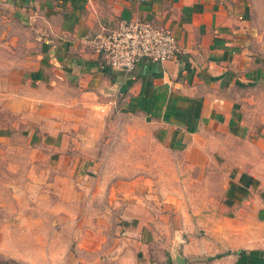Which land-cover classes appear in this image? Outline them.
<instances>
[{
    "label": "crops",
    "instance_id": "1",
    "mask_svg": "<svg viewBox=\"0 0 264 264\" xmlns=\"http://www.w3.org/2000/svg\"><path fill=\"white\" fill-rule=\"evenodd\" d=\"M252 7V0H0V14L38 24L37 51L7 103L29 138L38 125V141L51 148L66 144L69 128L84 136L77 144L96 143V120L135 113L169 151L202 156L215 133L228 166L219 201L212 209L201 203L195 222L147 224L139 212L115 229L95 222L74 254L68 240L53 262L176 264L178 255L184 264H264V39ZM135 19L169 29L177 51L130 71L105 67L94 35ZM10 129L0 126V138Z\"/></svg>",
    "mask_w": 264,
    "mask_h": 264
},
{
    "label": "rangeland",
    "instance_id": "2",
    "mask_svg": "<svg viewBox=\"0 0 264 264\" xmlns=\"http://www.w3.org/2000/svg\"><path fill=\"white\" fill-rule=\"evenodd\" d=\"M252 4L253 24L264 39V0ZM38 32L35 22L0 14V126L11 128L0 138V261L59 264L53 261L60 246L70 240L73 253L74 243L99 221L115 229L139 212L147 224L183 225L185 217L195 222L201 203L216 206L228 166L214 149L215 133L202 156L173 152L146 120L114 111L96 120L102 131L96 143L77 144L84 136L69 128L66 144L51 148L38 141V125L29 138L30 128L9 114L7 103L29 71ZM62 214L74 222H61ZM72 258L67 264H75Z\"/></svg>",
    "mask_w": 264,
    "mask_h": 264
},
{
    "label": "built area",
    "instance_id": "3",
    "mask_svg": "<svg viewBox=\"0 0 264 264\" xmlns=\"http://www.w3.org/2000/svg\"><path fill=\"white\" fill-rule=\"evenodd\" d=\"M93 48L105 67L130 71L144 59L164 62L177 51L169 29L146 20L121 21L94 35Z\"/></svg>",
    "mask_w": 264,
    "mask_h": 264
},
{
    "label": "water",
    "instance_id": "4",
    "mask_svg": "<svg viewBox=\"0 0 264 264\" xmlns=\"http://www.w3.org/2000/svg\"><path fill=\"white\" fill-rule=\"evenodd\" d=\"M175 262H176V264H184V260L181 257H179L178 255H176V257H175Z\"/></svg>",
    "mask_w": 264,
    "mask_h": 264
},
{
    "label": "trees",
    "instance_id": "5",
    "mask_svg": "<svg viewBox=\"0 0 264 264\" xmlns=\"http://www.w3.org/2000/svg\"><path fill=\"white\" fill-rule=\"evenodd\" d=\"M0 264H15V263H13L12 261H4V262L0 261Z\"/></svg>",
    "mask_w": 264,
    "mask_h": 264
}]
</instances>
